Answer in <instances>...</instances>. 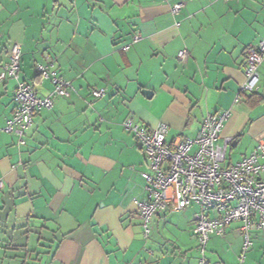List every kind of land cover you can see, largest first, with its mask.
<instances>
[{
	"label": "crops",
	"instance_id": "0c3cea01",
	"mask_svg": "<svg viewBox=\"0 0 264 264\" xmlns=\"http://www.w3.org/2000/svg\"><path fill=\"white\" fill-rule=\"evenodd\" d=\"M180 1L173 13L164 0H0V69L17 43L21 78L39 95L52 89L35 72L46 54L73 87L34 113L19 143L2 129L16 80L0 82V264H197L196 206L157 212L144 237L136 201L147 163L122 121L163 122L171 140L229 108L218 138H230L225 164L250 153L264 141V61L260 99H234L244 48L264 38V0ZM238 226L210 236L208 264H264V228L240 262Z\"/></svg>",
	"mask_w": 264,
	"mask_h": 264
},
{
	"label": "built area",
	"instance_id": "2783aa9c",
	"mask_svg": "<svg viewBox=\"0 0 264 264\" xmlns=\"http://www.w3.org/2000/svg\"><path fill=\"white\" fill-rule=\"evenodd\" d=\"M164 1L173 13L184 6L180 0ZM139 37L134 35L132 39L137 41ZM177 55L185 58V49H180ZM244 56L245 78L235 101L241 94L257 89L258 68L264 61V38L248 44ZM20 59V45L14 43L0 69V82L6 78L16 80L13 113L2 129L15 133L19 143H24V133L32 124L34 113L51 108L55 97H69L73 87L57 74L54 61L46 54L43 61L35 63V72L40 78H50L52 89L39 95L31 82L21 78ZM104 92L103 87L92 89L95 97ZM230 115L229 108L208 113L194 137L176 136L171 140L166 137L168 126L163 122L148 127L131 116L122 121L140 145L147 163V169L140 172L146 181V195L136 201L144 237L150 235L152 218L157 212L196 206L191 231L197 240V264H208L207 242L211 235L223 234L228 224L239 222L240 262L252 245L251 232L264 228V141L260 140L250 153L234 163L225 164L230 138L224 137L222 143L218 138Z\"/></svg>",
	"mask_w": 264,
	"mask_h": 264
},
{
	"label": "trees",
	"instance_id": "16d2710c",
	"mask_svg": "<svg viewBox=\"0 0 264 264\" xmlns=\"http://www.w3.org/2000/svg\"><path fill=\"white\" fill-rule=\"evenodd\" d=\"M255 91V90H254ZM254 91H252V93H250V94H246V95H244L245 96V98H244V100H246L248 103H254V102H256L257 100H259L260 99V97L259 96H256L255 94V92Z\"/></svg>",
	"mask_w": 264,
	"mask_h": 264
},
{
	"label": "water",
	"instance_id": "95a60500",
	"mask_svg": "<svg viewBox=\"0 0 264 264\" xmlns=\"http://www.w3.org/2000/svg\"><path fill=\"white\" fill-rule=\"evenodd\" d=\"M145 92H146V94H148L149 93V90H144Z\"/></svg>",
	"mask_w": 264,
	"mask_h": 264
}]
</instances>
